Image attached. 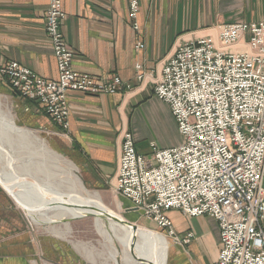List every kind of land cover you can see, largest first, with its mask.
Returning <instances> with one entry per match:
<instances>
[{
    "label": "rangeland",
    "instance_id": "rangeland-1",
    "mask_svg": "<svg viewBox=\"0 0 264 264\" xmlns=\"http://www.w3.org/2000/svg\"><path fill=\"white\" fill-rule=\"evenodd\" d=\"M126 1L128 6V18L130 26L137 34L139 33L140 35V13L142 6L141 0H135L136 3L133 7L131 0ZM63 2L64 0H48V7L45 12V32L49 39L56 60L57 77H44L29 66L15 59H6L0 63V122L2 121L1 114H4L7 116V118L12 119L14 129L17 127L29 131V133H22L21 135L16 129L15 132L17 133H10V130L12 129L9 128V139L13 143L11 144L12 146L6 142L5 144L0 142V147L5 153L8 154L6 155V158H10L7 160L6 169L7 172L12 173V175L16 177L13 183L18 181L19 183H22L23 181L24 185H26L27 182H31L35 184L38 189L42 188L41 190L45 191L47 198L53 200H62L63 198H60L59 196L66 195L68 198L67 202H75L72 200V197L77 196V191L80 192V190L76 191V189H71L69 188V184L66 183V176L69 175L70 168L74 167L76 173L78 174L81 187L83 188L80 192L81 195L87 196V193L97 194L100 196L103 204L113 211L114 215L108 211H101L103 212L104 216L107 217V219L111 218L108 216V214H112L113 216L117 215L123 218L120 219L122 220V223L126 221L130 224L137 225L138 229L139 227L148 228L167 237V264H172V261H174L173 256L176 257L178 255H181V257L184 256V258H186L190 264H197L200 259V253L198 254L193 250L190 251L189 249L190 246L194 244V242L198 241V236L193 228L194 224L197 222V219L204 218L208 221L209 226L210 223L213 222L216 224L218 228V234L215 235L214 238L215 241L218 242L213 241L212 243H209V241L206 242L204 239L205 241H203L205 244L203 242L202 243L208 253L202 256L203 258H209L210 256V258H213V256L217 253L216 257H214L210 264H225V258L223 256V250L225 248L223 240H225V238L222 236V232L227 231L228 229H233L235 232H238L232 223L233 221L241 220L247 222L244 216L248 212H251V224H254L255 226L253 217L254 215H257L260 220L255 227L256 231L262 232L263 230L264 232V174L262 176L261 185H259V189L262 190V193L258 191L257 196L256 189L255 195L251 194L249 199H247L248 203L251 202L252 204L251 209L243 207L241 211L235 210L234 216L231 214L229 216L230 218L226 219L216 212H212L211 209L202 211L199 214H191L190 212L184 210L183 207H173L165 210V212L161 211V214L164 215V217L169 221L168 223L163 224L158 217V213L155 211H150L149 209H151V207L149 206L148 208L147 206L148 203H152V201L156 199L155 192L147 193L148 195H144V198L140 202L128 196L124 192L123 188H119L118 184H130V180L127 179L129 175L127 174V171H125L130 167L125 159V141L127 138L126 135L128 133H130L131 137L133 138V145L136 155L145 157L147 160L151 161L153 158V150L155 148L154 146L157 148L170 147H161L157 142L150 141L149 146L151 153L149 155L140 153L137 150L136 140L133 132L129 128H123L119 132V156L115 174L107 176L106 182L102 185L93 184L90 182L86 171L83 169L72 152L69 151L67 146V141L69 140L67 136L69 135L70 131L71 115L69 93L81 92L87 95L105 96L129 91L132 89V84L123 80L118 74L98 75L92 72L78 70L74 66L75 51L68 43L63 30V25L67 17L63 7ZM134 12L137 15L136 21L138 27H135L133 22V20H135L132 18ZM243 22L246 24L261 23L264 22V19H242L233 22H223L219 25L217 38L213 39L211 36H204L198 39L186 41L179 48H177L175 54L164 65L161 76L158 78L153 88V93L158 99L166 102L170 107V111L177 123L178 130L182 135V142L184 137L181 133L177 116L171 108V104H169L164 98H161L158 93H156V87L160 81H162L165 68L176 57L182 48L207 38H210L213 41L215 51L218 50L222 53H250L251 48L248 35H246L244 38H239L232 44H227L222 39V26L229 24L235 25ZM58 34L63 36L65 43L60 40ZM139 37L140 39H138L135 45L136 50H146L147 44L145 39L142 36ZM53 41L54 45L56 44V46L60 49L54 50ZM237 44L244 45V47L234 48L233 46ZM218 54L213 55L210 59H207L206 56H203L204 65L208 67L212 66L213 70H216L218 66ZM175 59V65L178 66L180 70L185 69V67L180 64V59ZM135 68L136 79L137 81L142 82L146 77V72L144 70L145 68L141 62H137ZM71 71L85 75L87 79L94 77L93 80L97 81V85H94L92 82L87 83L86 81H81L78 74H72V77L63 76ZM221 71L226 80L236 81L240 79L239 74L235 71L233 72L226 60L221 63ZM116 78H119V83H115ZM26 79L32 80L36 89L43 88L44 91L29 95V93H26L22 89L21 84L22 81H25ZM45 85L54 94V96L45 87ZM225 94H230V92ZM53 97L54 100H52ZM32 105L36 108H34ZM51 106H53V111ZM0 131H2V133L8 132V129L4 124H0ZM2 138L5 139L4 137ZM182 142L180 144H182ZM177 146H173V148ZM57 155L58 157L62 158L58 162L55 160ZM150 163H153L154 165L156 164L155 161H151ZM26 165H29V169L26 168ZM55 181L56 183H54ZM60 183L62 184L58 187L57 184L59 185ZM51 186L57 188L58 192L61 193L58 195V197H51L47 195L49 193L55 195L52 193L54 189L51 188ZM77 186L78 183H74V188H77ZM0 190H2L8 196V199L11 202V207L17 210L22 219L21 230H19L20 228L11 229L10 231H7L9 233L8 236L11 237L14 234L16 235L22 231V234L29 238L31 242L30 244L33 245L32 250H28L26 254L28 256H35V260H37L38 264H61L52 259L53 255L50 252L48 253L47 251L44 253L43 251V253H41L40 248L42 244H45V241L50 243L51 240H54L64 247L66 252V261H73V264H151L147 262V260L150 261V259L143 257L145 256V253L142 257L138 255V250H141L142 252L145 251V247L138 246V235H133V239L130 242L129 258L126 257L125 249L122 245L116 241L110 242L107 239L110 233L108 236L104 235L100 225L103 223V228L109 231L111 230V221H109L108 224L106 220L100 219V216L97 217L85 215L84 217L79 218L66 217L62 220L58 219V221L51 222V220H55L57 217L53 215V211H47L41 217V220L44 222L35 223L28 215L26 208L22 206V201L14 196V192H10L8 189H6L1 182ZM19 191L22 192V187H19ZM196 202L197 199L193 200V203ZM208 207L211 208L210 205H208ZM87 208H90L95 212H99L98 210L94 209L95 207L92 208L90 206ZM114 220L117 221L116 219ZM211 229L213 230V228ZM118 232L120 231L118 230L117 233ZM134 232L136 233L137 231ZM263 232V239L261 243H256L255 238L253 237L246 239L252 254H258V256L264 254ZM243 234L245 235L246 233ZM238 241L240 245H246L241 234ZM210 248H212V254L210 252ZM240 249L243 251L245 250V247L243 249L237 247V250L240 251ZM177 251L182 252V254L174 255L175 252L177 254ZM238 259L244 260L245 256L238 251H235L234 259L232 258L231 260H228V264H235L236 261H238L239 264H245V261L240 263Z\"/></svg>",
    "mask_w": 264,
    "mask_h": 264
},
{
    "label": "crops",
    "instance_id": "crops-1",
    "mask_svg": "<svg viewBox=\"0 0 264 264\" xmlns=\"http://www.w3.org/2000/svg\"><path fill=\"white\" fill-rule=\"evenodd\" d=\"M141 5L139 35L130 26L126 0L63 2L67 14L63 30L75 51L74 66L98 75L118 74L132 84L129 91L105 96L69 93L67 146L93 184L102 185L107 176L115 174L123 128L133 132L137 150L143 154L151 153L150 141L161 147L182 142L170 107L153 93L164 65L177 48L188 40L217 38L223 22L264 19V0H141ZM47 7L48 0H0V63L15 59L44 77H57L56 60L45 32ZM139 36L145 39L146 50H136ZM137 62L145 68L142 82L136 79ZM21 227L20 214L0 190V264H38L35 256L26 254L33 245L22 231L8 236L7 231ZM193 228L198 241L189 250L200 253L197 264H210L217 253L213 258H203L208 253L203 243L215 241L218 228L214 222L209 226L205 218L197 219ZM40 249L41 253L50 252L61 264H73L66 261L64 247L54 240L45 241ZM178 254L182 252L174 253ZM173 260L172 264H190L181 255L173 256Z\"/></svg>",
    "mask_w": 264,
    "mask_h": 264
},
{
    "label": "built area",
    "instance_id": "built-area-1",
    "mask_svg": "<svg viewBox=\"0 0 264 264\" xmlns=\"http://www.w3.org/2000/svg\"><path fill=\"white\" fill-rule=\"evenodd\" d=\"M135 3L131 0L132 7ZM136 16L134 12L133 22L138 27ZM222 28V39L227 44L248 35L251 52L222 53L215 51L210 38L202 39L182 48L176 55L185 69L180 70L174 58L156 87V93L171 104L177 116L184 137L182 144L174 148L154 146L151 159L156 162L154 165L136 155L133 138L130 133L126 135L125 159L130 167L125 171L130 184L118 186L140 202L144 195L155 192L156 199L147 206L158 213L163 224L169 221L161 211L173 207H183L191 214L211 209L227 219L231 214L234 216L235 210L251 209L252 204L247 199L251 194L255 195L256 189L257 196L258 191L262 193L259 185L264 174V22H243ZM58 37L64 42L61 34ZM58 49L55 44L54 50ZM217 54L216 70L204 65L203 56L210 59ZM224 60L239 74V80H226L221 71ZM72 74H78L83 82L97 85L94 77L87 79L75 71L63 76L72 77ZM119 81V78L115 79V83ZM21 84L29 95L44 91L43 88L36 89L32 80L26 79ZM228 92L230 94H225ZM51 109L53 111V106ZM244 217L247 222H232L238 232L233 229L222 232L224 263L234 259V252L238 251L245 256L244 260L238 259L240 263L264 264V254H252L246 240L253 237L256 243L262 242L263 230L258 232L255 228L260 219L254 215V226L251 212ZM240 234L246 245H240ZM237 247H245V250L239 251ZM235 264H239L238 261Z\"/></svg>",
    "mask_w": 264,
    "mask_h": 264
},
{
    "label": "bare ground",
    "instance_id": "bare-ground-1",
    "mask_svg": "<svg viewBox=\"0 0 264 264\" xmlns=\"http://www.w3.org/2000/svg\"><path fill=\"white\" fill-rule=\"evenodd\" d=\"M1 117H2L1 119L2 121L0 122V124H4L8 129V132L2 133V131H0V142H2V144H5L6 142L7 144H10V146H12L11 144L13 143L9 139L10 133L19 132L21 135L22 133H29V131L22 129V128H17V127H15V129L17 130V132H15V129L13 128V124H12V119L7 118V116L4 114H1ZM9 128L12 129L10 130V133H9ZM2 137H4L5 139H3ZM6 155L8 154L5 153L0 147V182L10 192H14L13 194L17 199L22 201V206L26 208L28 215L35 223H38V222L43 223L44 221L41 220V217L47 211H53V215L57 217L55 220H51V222L58 221V219L62 220L63 218H66V217L79 218V217H84L85 215L86 216L91 215V216H97V217L100 216V219L106 220L108 224H109V221H111L110 223L111 230L109 231L103 228L104 227L103 223L102 225H100L102 232L106 236H108V234L110 233L109 237H107V239L110 242L116 241L124 247L127 258L130 257L129 246H130L131 240L133 239V235H138V246L145 247L144 252H142L141 250H138V255L142 257L143 254L145 253V256L143 257L150 259V261L147 260V262L151 264H167V260H168L167 237L159 232H154L153 230H150L148 228H141V227H139V229L135 233L132 230V226L128 225V222L125 221L124 223H120V222L115 221L112 218L107 219V217L104 216L103 212L108 211L114 215L113 211H111L106 205L103 204L99 195L90 194V193H87V196L81 195L80 192L83 188L81 187L78 174L76 173L74 167L70 168L69 175L66 176V179H67L66 183L69 184V188L76 189V191L80 190V192L77 191L78 195L72 197L73 198L72 200H74L75 202L69 203L67 202L68 198L66 197V195L59 196L60 198H63L62 200H53V199L47 198L45 191L41 190L42 188L38 189L35 186V184L31 182H27L26 185H24L23 181L22 183H19V181L16 183H13L16 177L13 176L12 173L7 172V169H6L7 160H9L10 158L7 159ZM60 159L62 158L58 157L57 155L55 160H57L58 162L60 161ZM57 164L60 165L59 163ZM26 168L29 169V165H26ZM54 183H56V181ZM74 183H78L77 188H74ZM61 184L62 183H60L59 185L57 184V186L59 187ZM19 187H22V192L19 191ZM51 188L54 189L52 193H54L55 195L50 194V193L47 195L51 197H58V195L61 194L58 192L57 188L52 187V186ZM208 193L209 195H211L210 191H208ZM29 195L32 197H30ZM66 203H68L69 205ZM75 206H78V207H75ZM90 206L92 208L95 207L94 209L98 210L99 212H95L92 209L87 208ZM117 217L120 219H123L119 216ZM118 230L120 232L117 233Z\"/></svg>",
    "mask_w": 264,
    "mask_h": 264
},
{
    "label": "water",
    "instance_id": "water-1",
    "mask_svg": "<svg viewBox=\"0 0 264 264\" xmlns=\"http://www.w3.org/2000/svg\"><path fill=\"white\" fill-rule=\"evenodd\" d=\"M108 216L113 218V219H116L118 222L122 223V220H120V218H117V217L113 216L112 214H108ZM128 225L132 226V230H134V231L138 230V226L137 225H133V224H130V223H128Z\"/></svg>",
    "mask_w": 264,
    "mask_h": 264
}]
</instances>
